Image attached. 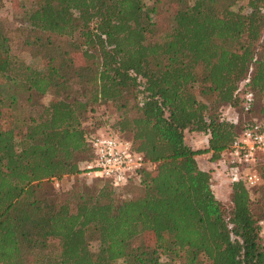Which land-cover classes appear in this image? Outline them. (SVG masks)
Masks as SVG:
<instances>
[{"label": "trees", "instance_id": "1", "mask_svg": "<svg viewBox=\"0 0 264 264\" xmlns=\"http://www.w3.org/2000/svg\"><path fill=\"white\" fill-rule=\"evenodd\" d=\"M14 2L21 50L38 63L0 30V264H264V186L253 197L233 182L226 205L195 159L220 160L240 132L223 116L241 109L238 89L264 96V0L0 8ZM107 104L104 132L151 166L120 187L97 180L60 193L54 183L91 159L89 135L105 126L95 112ZM259 114L264 124V104ZM185 131L208 135L207 147L192 150Z\"/></svg>", "mask_w": 264, "mask_h": 264}, {"label": "built area", "instance_id": "2", "mask_svg": "<svg viewBox=\"0 0 264 264\" xmlns=\"http://www.w3.org/2000/svg\"><path fill=\"white\" fill-rule=\"evenodd\" d=\"M235 95L241 96V110L249 114L254 105L251 91L238 89ZM237 125V121H233ZM91 159L79 166V176L87 180H108L120 187L135 179L139 172L151 166L144 155L133 149L132 143L109 133L95 132L89 135ZM221 162L231 183L242 182L253 191L264 184L261 169H264V124L259 121L246 122L232 141L230 147L222 152ZM54 186H58L55 182ZM260 234L264 237V221H260Z\"/></svg>", "mask_w": 264, "mask_h": 264}, {"label": "rangeland", "instance_id": "3", "mask_svg": "<svg viewBox=\"0 0 264 264\" xmlns=\"http://www.w3.org/2000/svg\"><path fill=\"white\" fill-rule=\"evenodd\" d=\"M24 2L28 5L31 2V0H24ZM242 5L243 2H240L238 4V6H242ZM170 22H171V12L165 17V20L162 23V27L163 28L165 26L168 27L170 25ZM0 30L3 31L11 40L12 50L16 56L20 57V59L25 63L37 65L36 64L37 61L33 62L30 59V57L26 53H23L21 50L22 49L21 43L25 36V25L22 22V16L19 15L18 13V7L16 2H14L13 4L5 3L3 7L0 8ZM75 60L77 64L82 63V59L80 58V56H76ZM49 100L50 97L46 96L43 99V102L47 104ZM19 104L21 107L26 108V103L23 100L20 99ZM262 104H264V96L260 99L258 96L254 95L253 109L249 114H244L240 108H232L233 110L231 111V115L236 119L237 124H239L241 129L246 122L255 121V120L262 122L263 119L260 117L259 114ZM114 114H115V110L109 104L104 105L100 108L97 107L95 116L99 118V122H101V124L103 123L105 125L104 127H101L100 129L101 133H107L104 131L106 130L107 126H109V123L113 122ZM83 163H81L80 166ZM260 171L262 172V175L264 177V169H261ZM97 180L98 179L87 180L81 176L63 177L61 180L57 181L58 186L57 187L54 186V187L55 189L59 190L60 193L67 194L68 192H70L71 189L76 188L80 183L89 186ZM261 186H264V184ZM118 190L120 191L121 194H123L122 193L124 192L123 189H118ZM123 195L125 196V194ZM252 196L256 197L254 190L252 191ZM222 202H224L226 205H229V199L222 200ZM146 241L148 244L152 243L151 234H146ZM115 264H122V262L117 261Z\"/></svg>", "mask_w": 264, "mask_h": 264}, {"label": "crops", "instance_id": "4", "mask_svg": "<svg viewBox=\"0 0 264 264\" xmlns=\"http://www.w3.org/2000/svg\"><path fill=\"white\" fill-rule=\"evenodd\" d=\"M232 110L231 107L226 106L223 111V116L231 122L236 121L231 115ZM184 138L185 143L192 150H203L207 147L209 136L198 132L185 131ZM209 158L210 153L195 156L198 167L203 171H209L211 173L212 189L215 191L214 194L216 197L221 201L226 200L230 195L231 182L225 175L224 165L221 159L218 161H210Z\"/></svg>", "mask_w": 264, "mask_h": 264}]
</instances>
